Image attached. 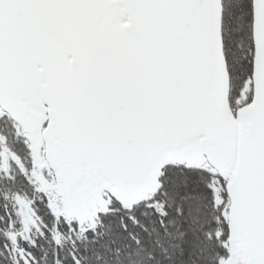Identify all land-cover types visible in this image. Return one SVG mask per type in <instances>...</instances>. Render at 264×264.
I'll use <instances>...</instances> for the list:
<instances>
[{
  "label": "snow or ice",
  "instance_id": "snow-or-ice-1",
  "mask_svg": "<svg viewBox=\"0 0 264 264\" xmlns=\"http://www.w3.org/2000/svg\"><path fill=\"white\" fill-rule=\"evenodd\" d=\"M0 264H264V0H0Z\"/></svg>",
  "mask_w": 264,
  "mask_h": 264
}]
</instances>
